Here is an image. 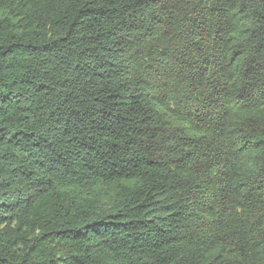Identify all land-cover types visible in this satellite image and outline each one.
<instances>
[{"label":"trees","instance_id":"16d2710c","mask_svg":"<svg viewBox=\"0 0 264 264\" xmlns=\"http://www.w3.org/2000/svg\"><path fill=\"white\" fill-rule=\"evenodd\" d=\"M0 10V264H264V0Z\"/></svg>","mask_w":264,"mask_h":264},{"label":"rangeland","instance_id":"374dc122","mask_svg":"<svg viewBox=\"0 0 264 264\" xmlns=\"http://www.w3.org/2000/svg\"><path fill=\"white\" fill-rule=\"evenodd\" d=\"M2 11L0 10V15H1Z\"/></svg>","mask_w":264,"mask_h":264}]
</instances>
